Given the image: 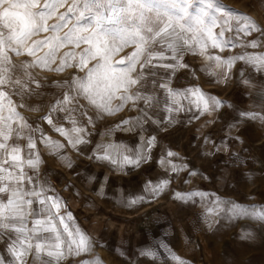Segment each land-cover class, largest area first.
I'll return each mask as SVG.
<instances>
[{
	"label": "snow or ice",
	"instance_id": "snow-or-ice-1",
	"mask_svg": "<svg viewBox=\"0 0 264 264\" xmlns=\"http://www.w3.org/2000/svg\"><path fill=\"white\" fill-rule=\"evenodd\" d=\"M201 3L202 7L193 8V0H72L71 4L68 0H0V241L5 243L6 252L11 257L9 260L0 256V264H28L29 257L33 264H62L67 256L79 257L92 250L90 238L74 223H69L73 221L70 212L61 214L63 202L58 196L47 195L46 186L38 183L36 175L42 162L37 152V139L58 156H62L61 150L66 145L48 137L38 124L34 127L29 123L21 109L45 111L47 108L40 119L62 136L67 146L84 151L78 146L89 143L87 129L77 113L81 118L86 117L88 124H94L87 108L92 109L97 118H102L122 111L131 103L139 108L141 115L122 121V125L143 129L141 120H152L148 109L159 103L149 88L165 91L164 110L170 114L191 111L192 108L201 115L219 110L223 102L199 88H187L181 92L170 87L168 82L159 83L152 79L155 77L153 69L158 67L170 69L172 74L177 69H186L188 65L183 62V57L187 53L199 52L215 67L226 71H230L236 61L264 71V54L243 52L225 58L209 51L219 49L223 52L227 47L236 46L225 38L226 32L235 31L245 36L256 32L264 37V28L246 14L230 10L221 0H201ZM66 5V11L59 14L58 21L49 24L57 10ZM72 13L76 14V24L59 35L68 27L69 14ZM83 20L88 22L82 24ZM49 32L53 35L33 39ZM67 45L80 51L65 52L58 66L52 68L57 50ZM260 46L258 40L242 45L253 49ZM43 48L47 51L37 56ZM125 48L132 50L114 62L113 57ZM12 54L35 59L17 65ZM37 67L57 72L73 67L84 75L65 82L66 90L50 104L45 105L43 100L37 104L36 98L43 96L38 91L41 84L31 72ZM81 99L87 103L81 104ZM184 100L188 102L187 107L182 103ZM261 101L264 110V94ZM59 113L64 115L56 119L66 120L71 127L54 122L53 115ZM240 115L264 123V111H245ZM152 122L160 123L157 120ZM169 122H172L171 116ZM208 142L205 138V143ZM156 143L155 136L142 139L135 150L126 145L100 143L89 159L107 161L120 169L138 168L151 160ZM217 150L221 149L217 147ZM177 156L167 150L158 164L170 173L178 174L187 165L175 163L173 158ZM189 175L196 173L193 171ZM170 182V179L148 181L145 190L156 196ZM174 196L185 203L197 196L202 201L207 199L206 193L198 191L176 192ZM142 199H132L127 206ZM221 214L230 220L250 218L264 222V208L245 207L234 201L216 198L204 209L206 219ZM250 238L249 233L242 236V239ZM161 247L167 248V245L161 244ZM141 255L156 258L157 252L146 248ZM168 255L175 264H187L171 250ZM79 264H102V261L99 257H92Z\"/></svg>",
	"mask_w": 264,
	"mask_h": 264
},
{
	"label": "rangeland",
	"instance_id": "rangeland-1",
	"mask_svg": "<svg viewBox=\"0 0 264 264\" xmlns=\"http://www.w3.org/2000/svg\"><path fill=\"white\" fill-rule=\"evenodd\" d=\"M71 2L68 0V4ZM221 3L228 5L230 10L246 14L264 28V0H221ZM202 6L201 0H193V8ZM66 8L67 5L59 8L48 23H56ZM87 22L81 21L82 24ZM75 24L76 14H69L68 27L59 35L62 36ZM48 35L53 33H41L33 39ZM225 38L236 46L227 47L223 52L219 49L209 51L225 58L243 52L264 54V37L256 32L249 36L235 31L226 32ZM251 40H258L261 46L255 49L242 47ZM70 50L80 51L72 45L58 49L51 67H57L63 54ZM131 50L125 48L113 57V61L120 60ZM45 51L47 48L39 50L37 56ZM12 56L17 65L35 59L26 55ZM183 62L188 67L177 69L174 74L163 67L153 69L155 77L152 79L159 83L168 82L170 87L181 92L187 88H199L223 102L219 110L201 115L192 108L191 111L170 114L164 110L165 91L149 88L159 103L148 109L152 120H141L143 129L122 125V121L141 115L139 108L131 103L122 111L102 118H97L95 112L87 108L94 124H88L87 118H81L77 113L87 129L89 141L78 146L84 151H78L67 146V141L40 119L47 108L45 111L21 109L29 123L34 127L38 124L48 137L66 145L61 150L62 156H58L37 139V152L42 161L36 173L38 183L46 186L47 195L60 198L63 202L61 214L70 212L73 221L69 223H74L92 242L90 253L79 257L67 256L62 264H79L81 260L92 257H99L102 264H175L168 250L187 264H264V222L250 218L230 220L223 214L206 219L204 215L205 207L216 198L245 207L264 208V123L240 115L245 111H264L261 108L264 71L243 61H236L231 70L226 71L215 67L199 52L185 54ZM31 72L41 84L38 91L43 93L42 97L36 98V103L43 100L45 105L63 94L67 88L65 82L84 75L73 67L60 72L37 67ZM80 103L87 102L81 99ZM182 103L187 107V100ZM63 115L54 114V122L71 127L66 120L56 119ZM170 116L172 122H169ZM153 120L160 123H153ZM39 135L36 134L37 137ZM149 136H155L157 140L152 158L138 168L120 169L107 161L89 159L97 144L115 143L135 150L141 140ZM205 138L208 143H205ZM167 150L178 154L173 158L175 163L187 165L184 171L173 174L158 164ZM193 171L196 175L190 176ZM161 179H170L171 182L159 195L153 196L145 190L148 181ZM193 191L206 193L207 199L202 201L197 196L185 203L174 196L176 192ZM137 197L143 199L127 206ZM245 233H249L251 238L242 239ZM146 248L155 250L156 258L142 256L141 252ZM0 256L11 259L3 241H0ZM28 264H33L31 257Z\"/></svg>",
	"mask_w": 264,
	"mask_h": 264
}]
</instances>
